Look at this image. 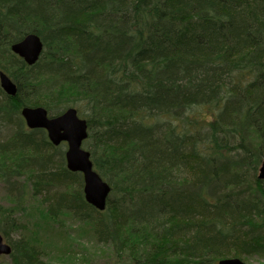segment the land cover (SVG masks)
Wrapping results in <instances>:
<instances>
[{
  "label": "trees",
  "instance_id": "16d2710c",
  "mask_svg": "<svg viewBox=\"0 0 264 264\" xmlns=\"http://www.w3.org/2000/svg\"><path fill=\"white\" fill-rule=\"evenodd\" d=\"M28 33L43 43L33 65L10 49ZM0 71L17 88H0V183L20 208L39 199L50 246L75 245L59 241L65 215L117 262L264 254V0H0ZM23 106L86 120L83 146L110 185L103 211ZM22 229L0 205L11 263L40 264L46 243Z\"/></svg>",
  "mask_w": 264,
  "mask_h": 264
},
{
  "label": "water",
  "instance_id": "95a60500",
  "mask_svg": "<svg viewBox=\"0 0 264 264\" xmlns=\"http://www.w3.org/2000/svg\"><path fill=\"white\" fill-rule=\"evenodd\" d=\"M10 49L27 65H33L42 53L43 43L37 34L28 33L21 40L11 44ZM0 87L9 96H14L17 92L16 84L3 71H0ZM20 115L28 129L45 130L52 145L66 144V168L82 174L85 201L99 211L104 210L110 186L93 169L90 153L82 147L88 136L87 122L78 116L76 108L68 107L60 114L50 116L43 106H23ZM257 176L264 180V159L258 168ZM10 252L11 246L0 234V256H7ZM219 264H242V261L239 258H223L219 260Z\"/></svg>",
  "mask_w": 264,
  "mask_h": 264
},
{
  "label": "rangeland",
  "instance_id": "374dc122",
  "mask_svg": "<svg viewBox=\"0 0 264 264\" xmlns=\"http://www.w3.org/2000/svg\"><path fill=\"white\" fill-rule=\"evenodd\" d=\"M6 129H0L2 137L6 135ZM61 147L65 149V145H61ZM16 202V199L8 194L5 187L0 183V205L13 208L17 220L23 224V229L18 232L17 236H23L47 245L43 247L41 244L43 251L40 255V264H88L94 262V264H130L125 257L118 262L115 259H110L112 257L110 247L97 243L87 227L71 216H60L64 221L66 230L62 233L64 236L61 239L58 238L59 241L65 242L66 246L75 244L71 251H67L66 247L62 248L58 242L50 246L49 240L56 237L58 232L55 231V226H49L52 222L48 223L44 219L43 207L39 199L35 197L28 199L22 208L18 207ZM241 260L243 264H264V254L242 256ZM0 264L12 263L7 256L3 255L0 256Z\"/></svg>",
  "mask_w": 264,
  "mask_h": 264
},
{
  "label": "bare ground",
  "instance_id": "6f19581e",
  "mask_svg": "<svg viewBox=\"0 0 264 264\" xmlns=\"http://www.w3.org/2000/svg\"><path fill=\"white\" fill-rule=\"evenodd\" d=\"M80 117V116H79ZM82 118V117H81ZM82 145H83V143H82ZM110 186V185H109Z\"/></svg>",
  "mask_w": 264,
  "mask_h": 264
}]
</instances>
